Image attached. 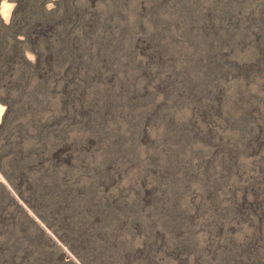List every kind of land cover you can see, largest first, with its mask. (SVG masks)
Listing matches in <instances>:
<instances>
[{"label": "trees", "instance_id": "trees-1", "mask_svg": "<svg viewBox=\"0 0 264 264\" xmlns=\"http://www.w3.org/2000/svg\"><path fill=\"white\" fill-rule=\"evenodd\" d=\"M7 1L12 5L8 20L0 15V264H62L58 247L50 246L45 233L14 209L16 195L35 207L44 226L62 235L82 264H133L128 257L136 227L145 234L147 224L137 189L130 203H112L100 187L122 176L131 164L136 180L150 178L160 187L150 215L169 231L173 244L195 249L208 264H264V231L263 247L247 255L245 240L221 242L220 249L212 240L235 216L234 191L243 176L233 158L259 130L250 112L252 102L243 101L242 93L235 98V115L228 119L237 139L224 155L193 164L196 129L169 109L161 116L166 126L154 143L156 152L142 160L139 107L147 99L139 95L136 75L150 69L135 61L132 47L134 33L144 27L140 9L130 8L128 0H105L95 17V47L85 52L91 42L82 33L85 0ZM246 11L253 12L254 21L231 19ZM148 19V36L164 60L152 74L163 73L165 57L170 60L167 67L177 80L171 94L175 106L198 99L225 74L219 56L224 46L240 51L252 42V63L243 75L264 79V0H154ZM81 65L87 89L68 87L65 80ZM83 112L88 117L80 128L102 149L89 163L87 155L79 154L75 165L81 176L76 180L75 167L58 168L53 159L67 144L78 148L80 137L69 124ZM192 184L200 188L196 205L185 199ZM194 206L207 214L204 242L192 233L198 230L191 215ZM180 232L184 237L176 239ZM147 254L134 264H151L153 253Z\"/></svg>", "mask_w": 264, "mask_h": 264}, {"label": "rangeland", "instance_id": "rangeland-1", "mask_svg": "<svg viewBox=\"0 0 264 264\" xmlns=\"http://www.w3.org/2000/svg\"><path fill=\"white\" fill-rule=\"evenodd\" d=\"M154 0H128L129 7H137L143 15V25L141 30L134 33L132 37V47L135 54V61L141 63L142 66L150 69V72L142 70L136 75V83L139 86L140 97L146 98V102L139 108L142 111V125L138 138V152L140 159L146 160L148 155L156 152L154 143L160 138L164 132L166 122L161 118L166 110H174L176 116L188 121L196 133L193 137V147L197 150L196 156H193V164L200 159L201 162H210L211 159L226 153V147L234 145L237 139V134L232 126H229V119L234 113V100L239 93L243 94V101L250 100L251 114L256 118L255 123L258 127V134H253L247 139L245 150L238 151L233 158L238 172L243 176L239 179V183L234 191L233 209L235 216L221 229L218 236L212 239L220 249V243L227 240L246 241V249L243 250V255L251 254L263 247V231H264V79L254 77L246 79L243 75V70L251 62L248 53L254 48L252 42L245 44L240 51L232 49L230 46H224L219 54L224 62L223 69L225 74L221 75L216 83H214L202 95L200 94L196 100H191L175 106L171 103L172 90L177 82L176 77L171 73L169 68L170 60L165 57L166 68L163 73L153 75L152 71L156 64L164 63V60L155 51V45L149 38V8ZM88 4V10L85 13L86 20L82 26V33L88 36L91 41L90 45L84 46L85 52H91L95 47L94 39L98 35V27L95 24V17L98 11L105 5V0H85ZM11 3L3 0L0 5V15L4 21L9 18ZM255 6V5H254ZM256 7V6H255ZM209 8L206 2L205 10ZM232 20L238 23L245 24L254 21L253 12H242L231 17ZM76 36L78 32L75 30ZM255 38H258V32L252 33ZM93 39V40H92ZM86 68L80 66L76 69L69 78L66 84L68 87H84L87 89L88 83L84 78ZM111 82V79H108ZM83 84V86H82ZM90 88V82L89 86ZM86 93V92H85ZM247 98V99H246ZM74 104V101H71ZM248 102V103H250ZM175 106V107H174ZM4 112V106L0 104V121ZM87 113H80L78 116L70 119V127H75L73 134L79 135V146L77 144H67L61 149L53 160L56 161V166L74 168V178L80 177V170L76 168L78 156L81 153L87 155L85 161H95L98 159L102 149L101 143L96 141L86 130H82L80 125L87 119ZM82 135V136H81ZM75 146V147H74ZM199 155V156H197ZM87 163V162H86ZM83 166V165H81ZM81 167L82 170H84ZM86 169V168H85ZM238 173V174H239ZM136 167L131 164L123 172L122 176L116 180L101 184L102 191L109 196L112 203H130L134 196V189H137L139 203L142 206V213L146 221L145 234L140 228L136 227L137 237L134 239L133 254L128 257L132 263H139L148 258V251L153 254L150 259L151 264H208L204 263L197 255L198 252L184 243H175L169 231L164 230L158 221L152 219L150 212L154 204V198L160 191L157 182L148 178L140 181L135 179ZM73 185H77L75 182ZM186 201L196 205L201 202L200 188L198 184H192L185 197ZM229 198L226 199L228 202ZM199 205V204H198ZM14 209L19 212H24L27 218L36 224L48 237L50 246H57L58 261L62 264H82L77 257L76 250L69 248L62 241V235L58 231H53L51 228L44 226L37 214L35 207L31 206L26 199L15 196ZM200 207L192 211L194 220V238L199 242H204L206 233L202 232V227L206 223V212L199 210ZM24 214V215H25ZM205 220V222H204ZM201 225V226H200ZM189 232L187 233V235ZM185 232H180L175 235V238H183ZM151 237V238H149ZM152 237L154 239L152 241ZM211 240V242H212ZM154 246V248H152ZM210 248L212 244H209ZM207 247V246H206ZM197 248V247H196ZM239 264H245L240 260Z\"/></svg>", "mask_w": 264, "mask_h": 264}]
</instances>
